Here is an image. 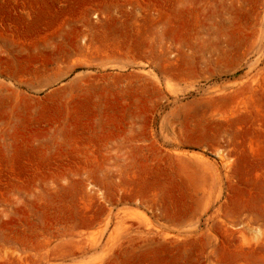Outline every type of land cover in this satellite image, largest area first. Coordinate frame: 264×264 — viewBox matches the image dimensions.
<instances>
[{"label": "rangeland", "instance_id": "1", "mask_svg": "<svg viewBox=\"0 0 264 264\" xmlns=\"http://www.w3.org/2000/svg\"><path fill=\"white\" fill-rule=\"evenodd\" d=\"M0 264H264V0H0Z\"/></svg>", "mask_w": 264, "mask_h": 264}]
</instances>
